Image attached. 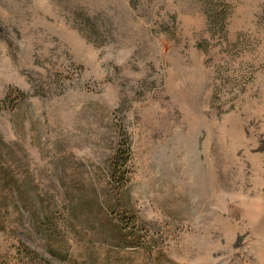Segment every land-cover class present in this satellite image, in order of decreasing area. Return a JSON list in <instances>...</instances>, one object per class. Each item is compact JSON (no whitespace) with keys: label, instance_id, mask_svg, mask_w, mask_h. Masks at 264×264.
I'll return each instance as SVG.
<instances>
[{"label":"rangeland","instance_id":"obj_1","mask_svg":"<svg viewBox=\"0 0 264 264\" xmlns=\"http://www.w3.org/2000/svg\"><path fill=\"white\" fill-rule=\"evenodd\" d=\"M0 221V264H264V0H0Z\"/></svg>","mask_w":264,"mask_h":264},{"label":"trees","instance_id":"obj_2","mask_svg":"<svg viewBox=\"0 0 264 264\" xmlns=\"http://www.w3.org/2000/svg\"><path fill=\"white\" fill-rule=\"evenodd\" d=\"M22 98H24V97H22ZM127 163H128V159H126V161H125V164H127ZM126 182H127V177H126V176H123L122 179L119 180V184L122 185V186H124L123 184H126ZM121 220H122V222H123V219H121ZM0 222H1V221H0ZM44 222H45V220H44ZM44 222H43V223H44ZM43 223H42V224H43ZM4 224H5V223H0V230H5V228H4ZM37 224H38V223H37ZM39 226H40V224H39ZM41 226H42V225H41Z\"/></svg>","mask_w":264,"mask_h":264}]
</instances>
